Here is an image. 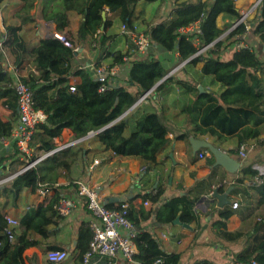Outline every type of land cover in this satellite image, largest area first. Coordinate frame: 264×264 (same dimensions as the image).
I'll list each match as a JSON object with an SVG mask.
<instances>
[{
    "label": "trees",
    "instance_id": "1",
    "mask_svg": "<svg viewBox=\"0 0 264 264\" xmlns=\"http://www.w3.org/2000/svg\"><path fill=\"white\" fill-rule=\"evenodd\" d=\"M20 1L23 3L21 11L27 14L24 17L20 16L24 25L33 21L29 12L38 6L39 0ZM141 1L144 0H42L43 19L56 26L57 32L69 46L56 37L47 38L41 40L28 56V60L42 71V75L40 78L34 76L23 78L22 81L32 91L35 107L46 115V121L38 126L30 144L33 151L44 154L54 151L55 140L62 137L65 129H69L77 139L86 137L94 131L99 132L96 140L114 156L137 159L146 168L155 165L158 155L169 143L170 134L160 115L153 111H143L135 120L133 130L129 134L126 133L129 126L128 118L120 119L170 72L163 61L150 52L153 47H161L172 55L177 54L181 62L189 60L184 70L187 67H199V74L202 77L211 76L223 87L220 93L208 91L200 94L196 84L173 74L150 93L148 99L154 101L175 85L192 95L193 98L181 110V114L186 118L184 124L188 126V131L179 135V139L187 141L189 147L190 138L203 140L214 138L218 141L235 139L237 145L230 149L228 154L236 156L239 161L240 146H248L250 142L263 146L264 61L258 56L252 44L245 49L236 48L230 58H225V52L240 42L239 36L246 31L244 24H240L220 39L242 16L235 0H173L168 19L157 24L146 23L143 33L151 41V47L146 55H140L131 40H128L129 47L126 52L115 51L107 54V57L112 59L111 66L129 64L130 68L125 77L119 74L114 80L106 83L108 87L106 91L100 92L102 84L97 79L96 68L101 64L97 62L93 68H85L78 62L80 54L75 49L90 46L105 53L113 36L106 35L109 21L103 19V13L106 9L110 13H117V20L128 30H134L138 19L137 6ZM71 13L81 17L76 34L70 30ZM220 16L228 18L223 27L218 25ZM194 23H199L200 33L180 34L181 28ZM248 26L251 31L250 37L256 38L264 46V0L261 1L253 18L248 20ZM20 29L21 26H7V39L3 45L9 44L11 34ZM196 41L200 46L210 47L204 54L194 57L198 51ZM125 58H128L127 62ZM24 59L27 60L25 53ZM73 76L82 78L81 83L75 85L74 92L71 91ZM14 83L15 78L1 48L0 106L9 110L11 115L8 119L0 116V140L11 135L19 118ZM211 143L216 145L214 142ZM4 150L5 156L0 158V180L18 172L25 165L19 160L15 148ZM200 152L195 156L191 155L192 164L199 162ZM64 154L55 152L18 175L11 183L0 185V264H28L27 251L38 247L41 244L40 240L48 239L52 234L48 227L64 219L54 208L63 198L54 187V181L58 177L57 171L68 170L70 166L68 158L60 157ZM37 157L39 156L36 155ZM214 163L212 156L207 157L208 167ZM243 163L238 177L231 184L234 187L231 196L237 194L242 198L240 208L234 210L231 206L224 209L213 207L209 215L215 214L218 217L212 223L218 238L228 243L245 240V247L235 254L232 263L264 264V211H262L264 175L260 176L261 183H256L255 178L259 172L254 169L255 165L263 166L264 160ZM52 176L55 178L52 179ZM246 183H249V186H246ZM41 188L51 192L52 200L45 206L40 204L36 208H31L20 219V234H17L15 241L11 243L7 235L6 208L18 207L24 190L29 189L35 193ZM226 190L225 183L219 187L221 193ZM163 195L164 190L158 188L156 191L141 194L138 198H141L143 203L149 201L157 204ZM252 198L255 207L245 206L244 200L249 201ZM1 199L4 202H1ZM199 202V197L184 194L173 197L155 213L146 211L143 204L134 206L131 201L106 207L122 210V206L126 205L127 217L139 231L135 240L138 249L136 263L181 264V253L167 251L162 239L151 230L142 227V223L154 214L158 224L173 225L174 220L180 215L182 223L200 228L202 214L196 210ZM257 209L262 212L255 216L251 225L248 219H252L253 211ZM234 215H244V218L240 227L229 231L228 222ZM92 237L90 224H82L76 246L77 259L81 263L89 251ZM48 251H64V248L51 245ZM194 264L211 262L201 260Z\"/></svg>",
    "mask_w": 264,
    "mask_h": 264
},
{
    "label": "crops",
    "instance_id": "2",
    "mask_svg": "<svg viewBox=\"0 0 264 264\" xmlns=\"http://www.w3.org/2000/svg\"><path fill=\"white\" fill-rule=\"evenodd\" d=\"M235 1L242 15L251 8L256 0ZM41 4L42 0H39L38 6L29 12L33 21L22 25V18L20 16L24 17L27 15L25 12L21 11L23 3L20 0H3L0 2V27L4 32L3 43L6 42L7 39V26H21L20 30L11 34V38L14 40H9V44L3 45L2 48L10 71L13 67H18L24 79H28L30 76L40 78L42 75V71L37 65L28 60L30 51L38 45L41 40L52 37L59 39V37L62 36L57 32L56 26L53 23L43 19ZM159 5L158 0L141 1L137 6L138 19L135 22V27L138 28L140 23L146 26V23L151 22L157 24L168 19L171 9L166 13L162 11L160 12V17H155ZM106 14V20L109 21L106 35L113 36V40L107 46L105 53H102V51L98 49L91 48L90 46L85 48L77 47L80 54L78 62L85 68H93L97 62L111 65L112 59L111 57H107V54L115 51L126 52L129 47L128 40L130 39L128 36L121 33L122 24L117 20L118 14L108 11ZM254 14L250 16L249 20L253 18ZM70 18L72 21L71 33L76 34L81 17L75 13H71ZM227 22L228 18L224 16L218 18L219 27H223ZM229 32L230 30L227 31L222 38ZM249 43L253 45L258 56L264 61V46L256 38L252 37H250ZM234 50H236V45L230 47L225 52V56L230 58ZM150 52L163 61L164 66L170 71L169 73L174 71L173 68L176 65V61H179L177 54H169L161 47H153L150 49ZM24 53L27 56V60L24 59ZM129 68V64L123 66L121 71L122 77L127 75ZM173 73L175 74L176 71ZM11 74L13 73L11 72ZM178 77L196 84L197 87H204L205 93L208 92L209 89L216 93L222 90V88L216 85L214 86V84L210 82L211 79L209 76L202 77L199 74V67L197 72L188 73L186 71ZM81 81V76L71 77L72 85H78ZM192 98V95H186L183 90L174 85L160 95L157 100L151 101L148 99L144 103L134 105L124 116L128 118L129 126L127 130L130 133L133 130L137 117L146 110L158 113L163 123L168 126L170 130L168 136L169 143L158 155L157 163L151 166V169L146 168V166L137 159L114 156L112 152L105 150L96 140V135L91 136L88 134L86 137L77 139L69 129H65L62 133V137L55 140L56 149L54 150L55 152H64V156L60 157L68 158L70 162L68 170L58 169L57 171L58 177L57 180L54 181V187L58 190L59 195L61 197L73 196L77 190L78 183H84L89 187L99 189L105 206L131 201L134 206L143 204L146 211L155 213L173 197L183 196L184 194L195 196L196 189L198 188L197 182H202V184L205 183L208 192L205 190V193L202 195L205 201L200 200L196 205V210L202 214L200 229L208 231V228L213 227L212 223H210L213 214L209 215V213H211L213 207H217V202L213 199L211 200L207 195L211 194L212 190H214L213 188H219L224 183L227 184V189L230 188L231 184L238 177V173L230 176V178L225 177L218 183H211L209 186L207 180L214 174L216 169L212 170V166L208 167L207 165L205 168L200 169L196 167V165L201 166L202 163L206 161L207 157H209V154L203 159H200L198 154L199 162L196 164L191 163V155L195 156L196 154H192L191 148H188L189 145L187 146L185 140L179 139V135L185 130V124L181 117V110ZM0 111V116L4 119H8L11 115V112L2 106H0ZM17 116H19L18 111ZM225 143L227 145L216 146L227 153L237 145L235 139H230ZM204 152L205 151L202 150L200 153ZM5 153V150L0 145V158L5 156ZM43 154L42 152H36L38 156H42ZM71 156H74L72 160L70 159ZM96 161L99 163L95 164ZM138 177L141 178L138 179ZM53 178H55V176H52V179ZM158 188L164 190V195L159 203L153 207H151L149 201L143 203L142 199L138 198L141 194L156 191ZM237 196V194L231 196V200L234 201ZM51 200L52 194L49 190L41 188L34 193L27 189L22 192L18 201V207H7L5 211L7 214L21 219L31 208H36L40 204L45 206L50 203ZM1 202H4L3 199H1ZM243 218L244 215H234L228 222V230L233 231L240 227ZM90 219V213L85 208H80L72 217L62 219L58 224L50 225L48 230L52 232L51 236L46 240H40L41 244L38 247L27 251V263L28 258L32 257L34 259L32 264H51L39 254L42 251L48 250L49 246L56 245L64 248V251L68 254L67 259L60 264H82L77 259V237L82 224L88 223ZM142 227L159 235L161 239L163 238V245L167 251L181 253V264H194L201 260H208L211 264H232V261L226 256L220 257V253H218L214 259H205L197 255L199 253L198 251L193 252L197 248H200H196L194 245H197L201 239L198 237L199 233L197 230H194L193 226H191V229H188L182 225H173L174 228H172L168 234L165 232L167 226L158 224L153 214L150 219L142 223ZM185 231H187L188 234L185 233ZM211 234L210 236H216V231L213 229ZM205 237H203V239ZM205 240L209 241L210 238L207 236ZM75 242L76 245L74 246ZM98 264H107V261L100 260Z\"/></svg>",
    "mask_w": 264,
    "mask_h": 264
},
{
    "label": "built area",
    "instance_id": "3",
    "mask_svg": "<svg viewBox=\"0 0 264 264\" xmlns=\"http://www.w3.org/2000/svg\"><path fill=\"white\" fill-rule=\"evenodd\" d=\"M261 1L262 0H256L251 8L243 13L241 18L230 29L231 31L240 24L246 26L245 33L239 36L240 42L236 44L237 49L250 47L249 38L251 31L248 26V20L250 16L257 11ZM107 11L108 9H106V12ZM179 32L184 35L200 33V25L199 23H194L181 28ZM121 33L129 37L140 55L147 54L151 47V41L149 37L139 31L137 27H134V30H128L125 25H122ZM3 36L4 32L0 27V49L3 47ZM59 39L63 40L65 44L69 46V43L66 42L62 36H60ZM195 44L198 47V51L194 57L204 54L210 47L200 46L198 41H196ZM75 51H78V48H76ZM125 61L127 62L128 58H125ZM187 62L188 61L183 62L180 68L184 67ZM122 69L123 66L118 64L113 66L101 64L96 68L97 79L102 84L100 92H104L108 89L106 83L109 80H114L116 76L121 74ZM11 72L15 78L13 88L18 99L17 111L19 118L11 135L2 138L0 140V145L3 149L15 148L18 151L19 160L24 162L25 165L18 172L0 180V185L11 183L18 175L36 166L46 157L55 153V151L48 152L36 158V153L33 151L30 144L38 126L46 121V115L35 107L32 91L22 81L23 77L20 74L19 68L13 67ZM173 72H175V70ZM173 72L169 73L168 77L173 75ZM71 91H75V85L71 86ZM150 93L151 92H147L144 94L138 100L137 104L146 102ZM89 134L94 136L97 135L98 132L92 131ZM208 154L209 153L206 151L204 153H199V158L203 159ZM239 158L241 159V163L249 159L247 146L243 145L239 147ZM98 163V161L95 162V164ZM254 169L259 172L258 176L255 178V182L260 184V176L264 175V166L255 165ZM213 191L214 190H212L211 194ZM238 197L231 203V207L234 210L239 209L242 204L241 196ZM54 208L57 214L64 219L72 217L80 208H85L90 213L91 219L88 223L90 224L93 237L90 242L89 251L83 257L82 264H98L100 260L107 261V264H138L135 261V256L138 254L135 240L138 237L139 231L127 217L126 205L122 206V210L108 209L104 204L103 197L98 188H92L84 183H78L75 195L61 198L55 204ZM5 220L8 225V239L13 243L20 226V219L11 214H6ZM67 257L68 254L66 251H48L47 253V260L51 264H60L64 262ZM154 264H159V262ZM232 264L246 263L236 262ZM253 264H256V262H253Z\"/></svg>",
    "mask_w": 264,
    "mask_h": 264
},
{
    "label": "rangeland",
    "instance_id": "4",
    "mask_svg": "<svg viewBox=\"0 0 264 264\" xmlns=\"http://www.w3.org/2000/svg\"><path fill=\"white\" fill-rule=\"evenodd\" d=\"M149 1H151V0H149ZM158 3L160 5H159V7H158V9L156 10V13H155V15H156L155 17L156 18L161 16L160 12L163 11V12L166 13L169 9H172V6H173V0H158ZM138 26H139L138 27L139 31H141V32L145 31V29H146L145 25L140 23ZM222 37H221V39H223ZM128 46H129V44H128ZM225 58H227V56H225ZM182 63L183 62H181V60H179V61L177 60L176 61V65L173 68L176 71V73H175L176 76H181L182 74L185 73V70H187L188 73L197 72L198 67H190V68L187 67L185 70L183 69V67L180 68ZM209 77L211 79L210 82H212L214 84V86L216 85V86H219L220 88L223 89L221 84L217 83L211 76H209ZM209 91H211V89H209ZM187 94L188 93H186V95ZM188 95L191 96V94H188ZM181 117H182L183 122H185V120H186L185 116L182 115ZM182 120H181V122H182ZM187 131H188V126L185 125L184 132H187ZM126 133L129 134L130 132L127 130ZM207 140H209V142H214L216 145H219V146L220 145H227L225 142L228 141V140L218 141V140H216L214 138H207ZM186 144L188 146V142L187 141H186ZM247 147H248V157H249V159L246 160L243 164H247V163H249V162H251L253 160H264V145L263 146H259V145H256L255 142H250V144ZM188 148H191L192 154H194L192 147L188 146ZM234 157L237 158L236 156H234ZM196 167H197V169L205 168L206 167V161H204L201 166L200 165L199 166L196 165ZM150 169H151V167H150ZM230 176H232V174L227 173L226 171H224L222 168L219 167V168H216V170L214 171V174H212V176L209 177L207 182L209 184L218 183L219 181H222L225 177L230 178ZM139 178H141V177H138V179ZM197 185H198V188L196 189V193H195L194 197H199L201 201H205V198L202 195L205 193V190L208 192V189L206 188L205 183L202 184V182H197ZM246 186H249V184L246 183ZM207 197L211 198V200H212L211 195H207ZM238 198H240V197H238ZM206 199H208V198H206ZM254 204L255 203H254V199L253 198L250 199L249 201H245L244 200V205L245 206H250V207L254 208L255 207ZM154 205H156V204H152L151 203V207H153ZM259 210L257 209L255 211H253L254 215H253L252 219H248L249 221H251V223H250L251 225L254 222L255 216H257L259 213L264 211V210H262V211L261 210L259 211ZM217 218L218 217L215 214H213L212 215V219L210 220V223H213L215 220H217ZM166 226H167V228L165 229V232L169 234V231L172 228H174V227H173V225H166ZM194 228L199 233L198 237L201 238V239L199 240V243H197V245H194V246H196V248L197 247H200V248H197L193 252L198 251L199 253L197 255L199 257H201V258L214 259L217 256V254L220 253V257L221 256L222 257L226 256L228 259H230V261H232L233 257L235 256V254L238 253L239 251H241L245 247V244H246L245 240L239 241V242H236V243H228V242H225V241L221 240L217 236H210V235H212L211 233L213 232V229H214L213 227L208 228V231H206L204 229H200L201 227L200 228H196V226H194ZM185 233L188 234L187 231H185ZM17 234H20V230L19 229H18ZM205 236L206 237L208 236V238H210V240L206 241L205 240V238H206ZM158 237L161 238L159 235H158ZM203 237H205V238L203 239ZM162 241H163V238H162ZM47 253H48V250L42 251L39 255H42L43 259H47ZM33 260L34 259L32 257L28 258V264H32Z\"/></svg>",
    "mask_w": 264,
    "mask_h": 264
},
{
    "label": "water",
    "instance_id": "5",
    "mask_svg": "<svg viewBox=\"0 0 264 264\" xmlns=\"http://www.w3.org/2000/svg\"><path fill=\"white\" fill-rule=\"evenodd\" d=\"M106 12L103 13V19L106 20ZM102 31H104V27L102 28ZM221 39V38H220ZM218 39V40H220ZM217 40V41H218ZM189 61V60H188ZM168 76H166L163 80L158 82L155 87L150 90L149 92H152L159 84H161ZM200 94L205 93L204 87L199 86L198 87ZM137 104V103H136ZM135 104V105H136ZM126 113L120 118L122 119ZM106 129V128H104ZM103 129V130H104ZM101 130V131H103ZM99 133V132H98ZM191 147L193 149V153L196 154L199 151H206L209 153V156H212L215 160L214 165L211 167L212 170L216 168H222L224 171H226L229 174H237L241 168L242 163L235 157L231 156L227 152L221 150L213 143L209 142L208 140L203 139H194L190 138ZM234 191V187L228 188L225 192L221 193L219 191V188H215L213 193L211 194V197L213 200L217 202V208L224 209L225 207L231 206L232 200H231V194ZM173 225H182L185 228L191 229V226L189 224H184L180 220V215L177 216V218L174 220ZM76 245V242L74 246Z\"/></svg>",
    "mask_w": 264,
    "mask_h": 264
}]
</instances>
